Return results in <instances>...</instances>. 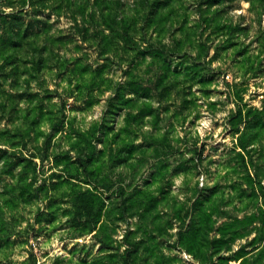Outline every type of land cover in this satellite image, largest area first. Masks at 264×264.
I'll list each match as a JSON object with an SVG mask.
<instances>
[{
	"label": "rangeland",
	"instance_id": "1",
	"mask_svg": "<svg viewBox=\"0 0 264 264\" xmlns=\"http://www.w3.org/2000/svg\"><path fill=\"white\" fill-rule=\"evenodd\" d=\"M0 264H264V0H0Z\"/></svg>",
	"mask_w": 264,
	"mask_h": 264
}]
</instances>
